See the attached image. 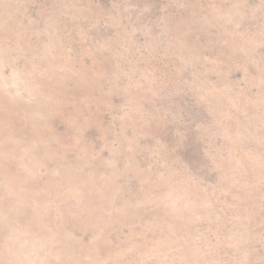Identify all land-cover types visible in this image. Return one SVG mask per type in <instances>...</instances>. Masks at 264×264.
Instances as JSON below:
<instances>
[{"label":"rangeland","instance_id":"374dc122","mask_svg":"<svg viewBox=\"0 0 264 264\" xmlns=\"http://www.w3.org/2000/svg\"><path fill=\"white\" fill-rule=\"evenodd\" d=\"M0 264H264V0H0Z\"/></svg>","mask_w":264,"mask_h":264}]
</instances>
